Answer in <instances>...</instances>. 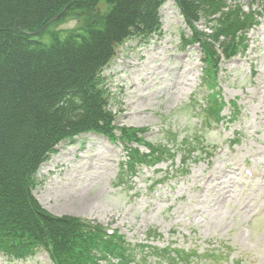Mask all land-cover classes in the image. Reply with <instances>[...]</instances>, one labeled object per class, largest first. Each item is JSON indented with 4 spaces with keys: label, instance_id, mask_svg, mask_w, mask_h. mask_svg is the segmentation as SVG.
<instances>
[{
    "label": "rangeland",
    "instance_id": "1",
    "mask_svg": "<svg viewBox=\"0 0 264 264\" xmlns=\"http://www.w3.org/2000/svg\"><path fill=\"white\" fill-rule=\"evenodd\" d=\"M251 10L258 19L243 54L225 61L214 44L221 61L217 121L205 104L214 93L204 84L202 51L183 46L190 35L177 8L165 3L160 33L125 42L103 70L115 126L144 130L155 162L132 174L119 141L88 134L62 143L36 174L39 206L117 232L130 264H264V4ZM79 19L55 20L37 38L61 41L80 29ZM0 264L52 263L39 251L22 262L0 254Z\"/></svg>",
    "mask_w": 264,
    "mask_h": 264
},
{
    "label": "trees",
    "instance_id": "2",
    "mask_svg": "<svg viewBox=\"0 0 264 264\" xmlns=\"http://www.w3.org/2000/svg\"><path fill=\"white\" fill-rule=\"evenodd\" d=\"M167 2L190 35H182L183 46L197 44L202 51L204 84L214 93L205 104L220 121L214 83L221 61L214 44L225 61L243 54L258 19L251 8L264 0H0V254L6 259L22 262L42 251L52 264L133 261L117 232L50 215L32 192L40 166L57 146L74 145L87 134L119 141L128 173L155 162L156 149L143 141L144 130L115 126L103 70L125 42L160 33L159 11ZM74 13L78 31L50 44L38 40L54 17L57 23ZM201 21L207 32L196 30Z\"/></svg>",
    "mask_w": 264,
    "mask_h": 264
},
{
    "label": "water",
    "instance_id": "3",
    "mask_svg": "<svg viewBox=\"0 0 264 264\" xmlns=\"http://www.w3.org/2000/svg\"><path fill=\"white\" fill-rule=\"evenodd\" d=\"M58 18H59V16L54 17L49 23H51V22L57 20ZM45 28H46V26L43 27V28H42L41 30H39V31L41 32V31H43Z\"/></svg>",
    "mask_w": 264,
    "mask_h": 264
},
{
    "label": "bare ground",
    "instance_id": "4",
    "mask_svg": "<svg viewBox=\"0 0 264 264\" xmlns=\"http://www.w3.org/2000/svg\"><path fill=\"white\" fill-rule=\"evenodd\" d=\"M219 174H221V173H219ZM211 177H213V176L211 175Z\"/></svg>",
    "mask_w": 264,
    "mask_h": 264
}]
</instances>
